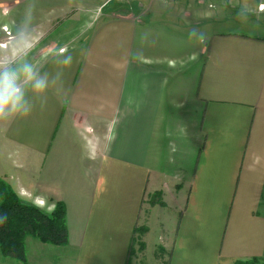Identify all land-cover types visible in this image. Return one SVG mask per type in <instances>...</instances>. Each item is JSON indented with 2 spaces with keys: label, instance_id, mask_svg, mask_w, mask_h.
<instances>
[{
  "label": "crops",
  "instance_id": "0c3cea01",
  "mask_svg": "<svg viewBox=\"0 0 264 264\" xmlns=\"http://www.w3.org/2000/svg\"><path fill=\"white\" fill-rule=\"evenodd\" d=\"M72 1L10 0L32 8L2 24L0 61L47 89L0 120V179L63 202L69 241L0 264H264V0Z\"/></svg>",
  "mask_w": 264,
  "mask_h": 264
},
{
  "label": "trees",
  "instance_id": "16d2710c",
  "mask_svg": "<svg viewBox=\"0 0 264 264\" xmlns=\"http://www.w3.org/2000/svg\"><path fill=\"white\" fill-rule=\"evenodd\" d=\"M0 248L6 257H13L26 263L24 239L33 235L44 243L67 244L69 233L66 225V208L57 202L49 214L39 207L19 198L14 190L0 179ZM256 260L236 262L254 264Z\"/></svg>",
  "mask_w": 264,
  "mask_h": 264
},
{
  "label": "clouds",
  "instance_id": "9594fccd",
  "mask_svg": "<svg viewBox=\"0 0 264 264\" xmlns=\"http://www.w3.org/2000/svg\"><path fill=\"white\" fill-rule=\"evenodd\" d=\"M195 34V30L189 33ZM201 43L204 38H201ZM20 50L22 53L30 48V40L23 34L19 36ZM65 51H67L65 49ZM197 53L192 54L195 59ZM67 64H71L68 57ZM30 86L33 91L42 93L47 89V80L38 75L36 68L30 63H23L16 67L5 65L0 61V120L16 115L28 116L30 110L25 100V88ZM0 222H3L0 219Z\"/></svg>",
  "mask_w": 264,
  "mask_h": 264
},
{
  "label": "rangeland",
  "instance_id": "374dc122",
  "mask_svg": "<svg viewBox=\"0 0 264 264\" xmlns=\"http://www.w3.org/2000/svg\"><path fill=\"white\" fill-rule=\"evenodd\" d=\"M4 1H6V3H4V5L6 6V15L2 18V19H0V37H2V36H5L4 38H5V41L2 43V46H3V44H5V46L9 43V41H10V39L12 38V35H7L3 30H1V26H2V24L3 23H6L7 25H9V15H8V13L7 12H16V11H25V12H27L28 10H30L31 8H32V5H28V4H26V2H23L19 7H17V8H15V9H11V7L9 6L10 4H9V2H10V0H4ZM74 3H73V1L72 0H69V2H67V4H65V12H66V17L67 16H69V17H71L73 14H74V12H75V9H74V5H73ZM28 5V6H27ZM100 5H101V1L99 0L98 1V4H97V8H96V10H97V12L98 13H100ZM12 10V11H11ZM34 10V9H33ZM104 9L102 8V11H103ZM2 11V8L0 7V12ZM120 12H121V10H120ZM3 26H6V25H3ZM8 27V26H7ZM13 31H14V29L13 28H11ZM10 31V32H13V31ZM15 32V31H14ZM6 183V182H5ZM7 184V183H6ZM34 205V204H33ZM66 208V207H65ZM45 211V210H44ZM54 211V210H53ZM46 212V211H45ZM48 213V212H47ZM49 214H51V213H49ZM66 225H67V223H66ZM68 228V227H67ZM142 229H144L143 227H141V229L140 230H142ZM69 233V232H68ZM141 244V243H140ZM163 256V255H162ZM256 261L254 262V264H259V260L258 259H255ZM161 264H170L169 263V259L166 257V256H163L162 258H161Z\"/></svg>",
  "mask_w": 264,
  "mask_h": 264
},
{
  "label": "built area",
  "instance_id": "2783aa9c",
  "mask_svg": "<svg viewBox=\"0 0 264 264\" xmlns=\"http://www.w3.org/2000/svg\"><path fill=\"white\" fill-rule=\"evenodd\" d=\"M2 30L7 34V35H11V32L9 30V28L7 26H2ZM3 46H5V44H3Z\"/></svg>",
  "mask_w": 264,
  "mask_h": 264
}]
</instances>
